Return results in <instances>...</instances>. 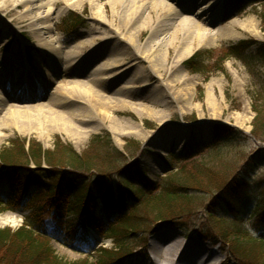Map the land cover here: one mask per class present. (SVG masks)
I'll list each match as a JSON object with an SVG mask.
<instances>
[{
	"label": "rangeland",
	"instance_id": "rangeland-1",
	"mask_svg": "<svg viewBox=\"0 0 264 264\" xmlns=\"http://www.w3.org/2000/svg\"><path fill=\"white\" fill-rule=\"evenodd\" d=\"M48 1L40 0L36 3L38 6L34 7L35 12L41 13L42 17L47 15L48 7L41 5ZM132 1L134 0H124L123 4L113 9L107 0L71 2L54 0L51 14L46 17V25L49 26L50 31L43 32L37 38L33 29V20L27 16L26 6L21 3L14 6L13 2L7 0L5 9L0 11L2 13L0 63L18 62V65L31 69V72H37V61L42 58V50L37 47V42L41 39L47 41L57 39L56 45L62 50L57 51L58 49L55 50L53 46L56 52L53 50L45 52L44 66L48 71L51 70L54 60L62 59L63 63V56H66L70 49H76V55L68 66L73 67L74 72L64 79H85L91 74V68L104 60L107 52L105 48L103 49V45L106 44L110 51L114 52V49H117L115 52L117 54L114 53V56L120 60L124 59L125 64L122 69L114 72L108 70V73L114 74L108 85H105L107 92L115 99H122L117 91L123 89L126 83L133 81L129 86L137 85L138 88L131 90L128 95L130 100L135 103L142 100V105L154 110L159 115L158 118H139L129 107L112 109L111 113L118 122L127 124L125 122L127 119L141 125L143 133L142 136L136 137L125 132L117 139L109 131L106 122L87 118L82 122L78 118L75 125L83 132H90L86 140L81 143L71 140L60 131L51 133L48 141H42L35 132L25 135L16 129H11L5 133L8 138L0 143V154L6 148L20 145L24 140L36 141L44 150L53 151L58 139L82 154L88 151L95 137L99 136L107 141L109 136L112 140L110 146L125 156L126 163L123 169L138 165L139 169L137 168L135 175L137 178L131 179L134 183H139L141 178L153 184L165 183L164 181L170 178L185 182L192 174L194 180L202 181L199 184L206 187L212 182L218 186H225L232 184L235 178H245L244 183L249 188H247L248 194L242 209L239 208L236 215L222 210L219 205L213 208L220 217L242 223L250 236L264 237V227L262 231L256 227L262 212L259 211L251 218L256 205L264 199V141L252 136L256 118L254 110L258 106L264 107V60L257 55L259 46H253L242 59L229 58L223 66L221 65L222 49L232 44L242 40H254L264 44V27L261 19V15H264V2H260L261 0H171L179 11L194 13L200 18L207 19L214 26L222 25L235 35L232 39H211L193 34L189 25L168 18L165 13L155 12L149 5L140 8L141 18L133 23L126 9L127 5L133 4ZM93 3L103 7L105 14L103 21L96 18ZM134 4L137 5V2ZM70 17L85 21L76 32L66 30L71 29L69 25H64L65 20ZM235 18L239 22L235 25L229 24ZM251 23L256 26L257 34L250 30ZM130 34L134 37L132 42L135 46L122 41ZM186 47H190L193 51L190 55L182 57V54H186ZM134 50H137L135 52H138V55L140 53L149 58L160 52L159 69H155L157 74L150 67V60L135 55ZM197 50L203 51L200 64L202 72L193 73L185 67V62ZM165 53H168L167 58ZM135 63L133 69H126L127 64L132 66ZM65 66L67 68V64ZM187 88L191 91H187ZM209 97H212L214 106H210ZM182 99L186 100L182 101ZM75 109L70 105L61 106L56 111H62V114L69 118ZM76 114L79 115V111ZM123 125H120V129H123ZM217 128L231 130L233 134L231 142L227 143L221 138L216 139L215 136L225 134L223 130L216 132ZM216 140L222 142L215 145ZM34 166L31 164L32 169ZM43 166L47 168L46 163H43ZM219 191L215 189L214 192L208 193L206 198L195 199L198 203L196 210L181 222L183 227L169 223H162L157 227L155 223L156 228L153 231L149 232L151 227H148L146 234L143 231L135 234L131 237L129 255L112 264H175L183 255L191 251L196 257V264H251L241 259L235 250L211 231L208 206L212 205L211 202L220 194ZM188 192L198 191L190 189ZM197 194L204 193L199 190ZM14 196L19 198L15 194ZM102 199L101 196L97 197L100 205ZM17 201L15 200L14 203ZM14 206L9 208L10 211L3 209L0 220L7 216H10V219L7 224H0V229L18 230L27 218L33 216L35 220L38 215L36 209ZM40 214L42 219L47 220L46 209L43 208ZM57 216L62 218L63 215L57 214ZM85 219L84 213H74L65 219V223L72 228L69 237L78 235L75 230L83 225ZM40 228L43 229L42 226ZM48 230L49 228L44 224V232L47 233ZM91 233V241L97 247L103 246L109 251L117 248L114 239L109 237L103 239L100 233V235ZM171 244H176L177 247L169 254ZM51 248L57 260L64 264L86 260L95 263L99 258V255L87 256L77 250L73 244L63 245L57 240L51 242ZM237 252L240 254L241 250ZM260 253L264 254V251Z\"/></svg>",
	"mask_w": 264,
	"mask_h": 264
},
{
	"label": "trees",
	"instance_id": "trees-1",
	"mask_svg": "<svg viewBox=\"0 0 264 264\" xmlns=\"http://www.w3.org/2000/svg\"><path fill=\"white\" fill-rule=\"evenodd\" d=\"M261 19L264 27L263 14ZM84 22L80 18L70 17L65 20L64 25L71 27L66 30L75 32L84 25ZM253 46H259L257 55L264 60V44L254 40H242L222 49L221 65L223 66L229 58L242 59ZM202 59L203 51H199L185 62V67L190 72L200 73ZM254 112L256 118L252 136L264 141V107L258 106ZM219 130L225 131V134L215 136L216 139L231 142L233 138L231 130L217 128L216 132ZM221 142L219 140L215 145ZM111 143L109 136L107 141L97 136L92 140L88 151L79 154L60 139L56 141V148L53 151L44 150L36 141L24 140L20 145L16 144L2 151L0 213L6 207L12 206L15 194L19 196L16 203L20 201L19 205L22 207H32L38 211L46 208L51 215L48 224L51 227L57 224V230L45 234L38 224V221L41 222L38 220L41 216H36L34 221L27 222L18 230L0 229V264H64L55 257L51 242L57 240L64 245L69 244L67 239L72 228L65 223V219L57 217L58 212L65 214L66 217L74 213L86 215L83 225L76 228L79 235L72 239L71 244L83 249L82 252L88 256L99 255L95 263L86 260L73 264H112L129 255L131 237L142 231L145 233L148 227H151L149 232L153 231L156 228L155 223L157 227L162 223L183 227L181 222L196 210L198 203L195 199H204L215 189H219L220 194L213 199L212 205L208 206L211 231L235 250L245 262L264 264V254L260 253L264 251V237L249 236L242 223L220 217L213 208L219 205L222 210L236 215L238 209H242L248 194L249 188L244 183L245 178H235L232 184L225 186H218L212 182L206 187L199 184L202 181L194 180L192 174L185 182L170 178L165 180V183L153 184L141 178L139 183H134L131 179L137 178L135 175L137 168L139 169L138 165L123 169L126 163L125 156L117 149H113ZM43 163H46L47 168H44ZM31 164L35 165L34 169ZM150 186L153 188H149ZM190 189L196 192L200 190L204 194L189 193ZM98 196L103 198L102 205L97 200ZM36 203L39 206H36ZM259 211L262 214L256 227L262 231L264 199L256 205L251 218ZM89 228L100 233L103 238L114 239L117 248L112 251L105 248L97 249L90 243ZM240 250L238 254L237 251Z\"/></svg>",
	"mask_w": 264,
	"mask_h": 264
},
{
	"label": "bare ground",
	"instance_id": "bare-ground-1",
	"mask_svg": "<svg viewBox=\"0 0 264 264\" xmlns=\"http://www.w3.org/2000/svg\"><path fill=\"white\" fill-rule=\"evenodd\" d=\"M10 1L13 2L14 6H17L20 3L26 6L27 16H30L33 20V29L37 38H39L43 32L46 33L50 31L49 26L46 25V17L51 14V6L53 5L54 0H49L47 3L41 5L48 7L47 15L45 17H42L41 13L35 12L34 9V7L38 6H36V3H39L40 0ZM66 1L71 2L73 0ZM107 1L113 9L124 3V0ZM132 2L133 4H131V6L127 5L126 9L133 23L138 21L139 17L141 18L140 8L144 5H149V7L155 12L165 13L168 18L177 19L179 22L189 25L191 27V32L197 36L211 39H232L233 36H235L233 32H229L226 28L222 26L215 27L210 24L207 19L200 18L194 13L179 11L171 0H134ZM134 2H137V5L134 4ZM78 4L79 3L77 2V5ZM6 5L7 0H0V11L5 9ZM93 8L96 18L103 21L105 17L103 7L93 3ZM1 14L2 13H0V15ZM238 22L239 20L235 18L232 19L229 24L235 25ZM251 26L250 30L257 34L258 30L256 26L253 23H251ZM132 40H134V37L130 34L122 41L131 46H135L133 45ZM57 43V39L50 41L41 39L37 42V47L42 50V58L37 61V72H31V69L29 70L28 68L23 67V65H18V62L12 63V61H9L8 64L0 63V143L8 138V135L5 133L11 129H16L25 135L35 132L42 141H48L51 133L60 131L66 134L71 140L81 143L86 140L90 132H83L75 125V121L78 118H80L82 122H84L83 119L86 118L88 120L106 122L109 131L113 133L116 139L125 132L126 134L136 137L142 136L141 125L134 124L127 119L125 120L127 124L120 123L111 113V110L114 108L129 107L139 118L148 117L156 119L159 116L151 108L142 105V100L136 103L135 101L130 100L128 97L129 93L131 90L138 88L137 85L129 86V84H133V81L126 83L127 86L124 85L125 87H123V89L121 88L117 91L120 93L119 96L122 99H115L113 98V95L111 96L107 92L105 85H108V81L114 74L108 73V70L114 72L125 66L124 59L120 60L114 56L117 49L114 47L115 49L113 52L107 49L106 44L103 45V49L105 48L107 55L104 56V60L101 61L99 65L97 64L91 68L92 71L88 77H85V79H64L67 75L74 72L73 67L68 66H70L71 61L76 55V49H70L66 56H63V63L62 59L61 61L54 60L51 66L52 69H49L48 71L44 66V53H48L52 50L55 51L57 49V51L62 50L61 47L56 45ZM53 46L55 47V50L53 49ZM135 51L137 50H134L135 55H138V52ZM192 51L193 50L190 47H186V54H182V57L187 54L190 55ZM167 54L168 53H165V58H167ZM160 55L159 52V54L154 55L152 58L146 57L140 53L138 56L141 58L143 56V58L146 57L147 60H150V67L153 72L157 74L155 69H159L158 61ZM66 64L67 68L65 66ZM135 65L136 63L132 66L127 64L128 67L126 69H133ZM63 79L64 81H61ZM101 81H103L102 85L100 83ZM48 91L50 93L49 96ZM187 91H191V89L187 88ZM111 98H113L114 101H112L113 99L111 100ZM186 99H182V101H185ZM208 100L210 106H214L212 97H209ZM70 105L76 109L71 115H69V118L65 117L62 114V111H56V109L61 106ZM78 111L80 113L79 115L76 114ZM121 124H124L123 129H120ZM9 217L10 216H7L5 219H1L0 224H7L10 219ZM176 247V244L169 245V254L170 252H173ZM206 254H208V252H206ZM175 264H196V257L191 251L183 255V257Z\"/></svg>",
	"mask_w": 264,
	"mask_h": 264
}]
</instances>
